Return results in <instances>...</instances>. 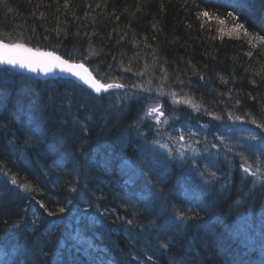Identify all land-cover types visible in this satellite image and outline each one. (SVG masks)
Returning a JSON list of instances; mask_svg holds the SVG:
<instances>
[{
  "label": "trees",
  "instance_id": "16d2710c",
  "mask_svg": "<svg viewBox=\"0 0 264 264\" xmlns=\"http://www.w3.org/2000/svg\"><path fill=\"white\" fill-rule=\"evenodd\" d=\"M205 10L212 19L198 15ZM260 35L264 0H0V39L125 85L96 94L71 78L0 68V264H264V172L257 182L237 166L248 146L232 147V176L211 179L159 152L151 143L159 127L136 122L162 94H178L199 105L176 108L195 128L255 119L253 142H264ZM52 111L88 131L61 129L47 141L40 132Z\"/></svg>",
  "mask_w": 264,
  "mask_h": 264
},
{
  "label": "rangeland",
  "instance_id": "374dc122",
  "mask_svg": "<svg viewBox=\"0 0 264 264\" xmlns=\"http://www.w3.org/2000/svg\"><path fill=\"white\" fill-rule=\"evenodd\" d=\"M103 94H107L103 93ZM59 93L61 99L69 97L70 95ZM84 95L82 93H76L73 96H70L69 99L76 100V103H81V100H84ZM184 99L180 98L177 94L169 95L162 94V100H160V104L150 105L146 108L136 119V122L139 126L143 127H159L156 132V138L152 139L151 143L153 147H158L159 152H163L170 157L174 158L177 161H180L183 165H197L199 167L203 166L206 170L205 176L212 178H226L228 177V173L230 176L233 175V163H227L228 158L232 157V147L238 152L236 147L241 149L243 152V148L247 147L245 150L247 154H243L238 156V165H241V161L247 163L248 165H244L248 167L250 173H255V175H250L249 173H245L246 176L251 180L259 182L260 173L259 171L264 172V142L255 143V131L254 130H246V131H237V128L226 129L222 133L221 131L215 132L214 135L208 133L205 127H200L199 129L195 128L196 122H191L190 120H186V114H182L184 110L176 109L178 105L182 104ZM186 104V103H184ZM152 107L160 108L164 115H148L149 109ZM149 120V121H148ZM152 120V121H150ZM150 122V123H148ZM240 134H237V133ZM221 133V134H220ZM183 136L184 139L181 140L180 137ZM256 144L254 149H249L250 145ZM144 149V148H143ZM150 148L144 149L146 150V154H150L154 157V151ZM211 154V155H210ZM146 157L143 158L142 163H144ZM240 161V162H239ZM224 165L227 168V172H223L218 170L219 165ZM147 166H150V160H147ZM233 167V168H232ZM241 167H239L240 169ZM243 172V169L239 170ZM215 172V176L212 173Z\"/></svg>",
  "mask_w": 264,
  "mask_h": 264
},
{
  "label": "snow or ice",
  "instance_id": "6c2138e0",
  "mask_svg": "<svg viewBox=\"0 0 264 264\" xmlns=\"http://www.w3.org/2000/svg\"><path fill=\"white\" fill-rule=\"evenodd\" d=\"M9 11H11V9H9ZM198 15H203L208 19L213 18L206 10L202 13H198ZM228 16L232 17L234 20L238 19L231 12L228 13ZM233 28L237 30L238 34L240 31H243L245 34H247V29L243 24L235 23ZM256 39L264 43V35L257 36ZM249 42L251 43V41ZM0 64L20 67L32 72L40 71L45 74H49L54 70L69 73L83 81V83L88 85V87L91 88L96 94L106 93L112 88L125 87L123 84L101 82L92 76L88 68H86L83 63H72L53 52H44L38 49L34 50L21 43H5L3 40H0ZM176 102L189 104L191 107L199 110V105L193 104L190 99ZM157 114L159 116L164 115L163 111L158 107H152L148 111V115ZM236 119H242V117H236ZM252 122L255 123L256 121L253 120ZM259 126L264 127V125ZM180 139L183 140L184 137L181 136ZM240 167L245 173L255 175V173H250L249 168L245 167L243 164H241ZM212 175L215 176V172H213ZM12 183H16L15 179L12 180ZM25 187L27 188V186ZM41 207H43V205H41ZM60 212H64V208H60ZM49 215H53V213L50 212ZM179 219L183 220L185 218L181 216ZM128 223H131V221H128ZM164 247H167V245H164Z\"/></svg>",
  "mask_w": 264,
  "mask_h": 264
},
{
  "label": "bare ground",
  "instance_id": "6f19581e",
  "mask_svg": "<svg viewBox=\"0 0 264 264\" xmlns=\"http://www.w3.org/2000/svg\"><path fill=\"white\" fill-rule=\"evenodd\" d=\"M0 40H2V39H0ZM3 41L6 42V43H15V42H12V41L11 42L10 41H6L4 39H3ZM18 42H20V41H18ZM20 43H23V42H20ZM27 45H28V47H31L29 44H27ZM4 67H0V68H4ZM39 104L40 103L37 104V108H36V111L37 112L38 111H41V107L42 106L39 105ZM93 105H95L99 109V113H102V111H104V110H102V108L104 107V104L103 103H93ZM33 112H34V110L31 112V114ZM53 112L54 111H52L51 113L45 115L46 117H45L44 128L40 132V133H42L44 135H47L46 136L47 141H49V142L51 141L52 142L53 139H54L53 136H57V134L60 133L61 129H66L70 134H72V133H78L77 131H82V130H84L83 132H87L88 131L87 130L88 128L86 129V127H87L86 124L82 123L80 120H74V122H72V120H70V117H69L68 113H63V114L60 113V114H58V113H55V112L53 113ZM26 113H27V111L24 112L23 114L22 113L19 114V117H20L21 120H25L24 115ZM17 114H16V116H17ZM12 115H13V113L11 112L10 113V117H12ZM108 117H111V114L108 115ZM59 118H62V120H60ZM242 119H245V118H242ZM242 119L240 120V124L237 123L235 125H232V124L230 125L228 123H222V124L220 123V125L218 126V129L219 130H217V131H221V133H222L224 130L229 129V128H232V129L237 128V131H239V132L240 131L242 132V131H246V130H253V129H255L253 127L257 124L256 122L255 123H253V122L252 123L251 122L245 123ZM206 130H208V129H206ZM217 131L216 130H213V129H210V130H208V133L211 134V135H214L215 132H217ZM86 135L87 136H86V140L85 141H87V142H89L91 144H94V145H97L98 144V138L94 134L88 133ZM64 142H65V140H64ZM64 142L62 141V139L59 140L58 144H59V147L60 148L64 146V144H65ZM63 148H65V147H63ZM89 151H91V150H85V152H83V155H82L83 158L80 160V163L82 165H83V163H85V162H87L89 160L88 159V157H90L89 156ZM165 166L167 168H169L171 166V163H169L167 161V162H165ZM42 167H43V169L45 168L43 165H42ZM38 176H39V174L38 175H35V178H37L38 180H40V177H38ZM4 195H6V194H4ZM15 200L16 199H13L11 202L14 203ZM23 217L24 216H22V218ZM22 218H21V220H22Z\"/></svg>",
  "mask_w": 264,
  "mask_h": 264
},
{
  "label": "water",
  "instance_id": "95a60500",
  "mask_svg": "<svg viewBox=\"0 0 264 264\" xmlns=\"http://www.w3.org/2000/svg\"><path fill=\"white\" fill-rule=\"evenodd\" d=\"M6 43V42H5ZM15 43H20V42H15ZM21 44H23V43H21ZM24 45H26V44H24ZM27 47H28V45H26ZM31 48V47H30ZM32 49H34V48H32ZM37 48H35L34 50H36ZM38 50H40V51H44V50H41V49H38ZM44 52H53V51H49V50H46V51H44ZM54 53V52H53ZM56 54V53H55ZM56 55H58V56H60L59 54H56ZM71 62V61H70ZM73 63V62H72ZM4 66H6V67H9V68H11L12 70H14V71H18V72H21V73H24V74H26V73H31V74H34V75H36V76H38L39 78H41V79H47L48 77H58V75H62V76H65V77H72V78H74L77 82H79V83H82V84H84L83 83V81H81L80 79H78L76 76H73V75H71V74H69V73H65V72H61V71H59V70H54L53 72H51V73H49V74H45V73H43V72H40V71H36V72H32V71H28L27 69H22V68H20V67H13V66H11V65H5V64H0V67H4ZM86 67V66H85ZM87 68V67H86ZM90 73H91V71H89ZM92 74V73H91ZM92 76H93V74H92ZM94 77V76H93ZM86 85V84H85ZM88 86V85H87Z\"/></svg>",
  "mask_w": 264,
  "mask_h": 264
}]
</instances>
